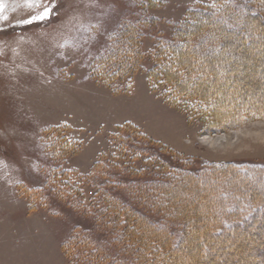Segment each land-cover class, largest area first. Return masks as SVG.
I'll return each mask as SVG.
<instances>
[{
    "label": "rangeland",
    "instance_id": "1",
    "mask_svg": "<svg viewBox=\"0 0 264 264\" xmlns=\"http://www.w3.org/2000/svg\"><path fill=\"white\" fill-rule=\"evenodd\" d=\"M147 1L153 3L147 7L145 13L156 21L143 31L142 49L147 54L142 60L143 68L122 82L115 81L111 87L118 88V91H112L101 80L90 77L91 64L105 51L110 36L123 19L135 14L136 4H147ZM183 1L185 0L180 4L177 0H32L33 4L39 6L28 7L26 0H2L4 8L0 15H6L8 19L0 20V264L5 262V258L9 264L27 263L20 261L18 254L26 252L29 244L25 241L26 238L15 236L19 231L24 234L23 230H28L31 226L24 223V218L37 217L56 227L50 236V242L51 238L54 242L59 239L64 264L70 263L63 254L61 244L74 227L84 229L96 240L100 237L93 229L91 217L98 208L96 202L99 194L94 196V188L74 174L71 176L70 186L63 187L65 192H69V199L82 202L84 210L91 213L88 216L62 202L58 195L50 191L48 184V170L53 166V162L41 144L40 137L44 129L55 125L68 126V130L64 132L69 139L81 144L79 151L86 140L99 137L96 136L98 133L86 129L78 130L66 123L44 125L49 118L62 116L64 113L66 105L56 97V93L63 95L58 82L60 78L66 79L65 81L72 78L69 73L79 75L87 70L86 78L104 86L114 96L134 93V78L142 73L149 91L166 105L165 111L156 112L145 124L148 132L131 121H125L103 133L96 139L100 150L88 171L97 160L103 164L117 161L116 169L122 172L134 168L152 175L161 167V159H170L169 154L160 153L159 150L163 148L165 152L173 149L193 159L190 167L192 171L199 170L202 162L240 166L239 175L248 180L241 178L245 185H240L239 178L236 177L232 178L230 183H239L237 190L246 198L250 196L249 191H258L261 200L264 199V175L259 181L254 170L244 175L240 173L244 172L242 170L247 164L264 162V117L252 116L239 121V107L244 105V102L236 99L235 105L239 107L232 109L233 112L229 115L221 117L219 122L211 121L200 115L196 110L197 105L193 112L187 109L188 102L186 106L172 105L169 101L171 89L166 85L148 83V55L156 44V39L168 40L173 33V23L180 21L188 8L196 3L210 2L197 0L183 11ZM109 5H114V9L109 8ZM45 6H54L48 19L27 25L16 23L18 20L39 14ZM180 10L183 11L182 15L177 14ZM253 32L250 34H254ZM240 44L238 39H230L220 52H214L213 68L206 71V75L216 79L215 85L211 87L212 93L217 94L218 89H225L227 93L218 100L217 112L228 110L232 105L229 96L241 94L243 89L248 90L251 80L261 78L264 74L251 71L254 66L256 69L264 67L261 54L264 52V44L258 43L248 48ZM254 49L256 51L253 53ZM200 61L203 63L200 58L196 63ZM254 92L257 94V91ZM243 96L248 98L249 94ZM261 99H252L251 103ZM126 122H131L137 127L148 145L153 148L152 151L141 145L120 147L122 142L116 141L113 136L117 132L116 127ZM99 133L102 134L101 131ZM201 138L208 141L216 139L218 143L210 145ZM79 151L67 156L62 167L85 174L88 171L80 172L70 164ZM119 156H126L125 161H120ZM128 174L122 173L124 181L128 180ZM29 187H36L40 192L35 195L30 192L29 196ZM223 187L224 185L222 189ZM225 199L231 202L230 198ZM30 205L33 210L29 209ZM250 226L255 228L254 223ZM256 231L261 235L259 228ZM242 239L247 240L249 247L245 249L242 259L235 258L236 254L232 252L236 250V243ZM253 245L257 246V252L252 250ZM261 249H264L262 237L230 234L208 253L202 252V256L207 260L206 264H213L208 261L213 258L228 259L225 264H248V261L262 257L258 253Z\"/></svg>",
    "mask_w": 264,
    "mask_h": 264
},
{
    "label": "trees",
    "instance_id": "2",
    "mask_svg": "<svg viewBox=\"0 0 264 264\" xmlns=\"http://www.w3.org/2000/svg\"><path fill=\"white\" fill-rule=\"evenodd\" d=\"M152 3L136 4L135 14L123 19L110 36L105 51L93 60L91 78L118 91L111 87L115 81L122 82L143 68L142 60L147 55L142 49L143 31L156 21L145 13ZM251 31L254 34L251 35ZM234 38L245 48L264 44V0H210L194 4L180 21L173 23V33L168 40L156 39L148 55V83L166 85L171 89L172 105L179 107L188 102L187 109L191 112L197 105L200 115L211 121L219 122L221 117L239 107L235 105L236 99L244 102L239 107V121L252 116L264 117V74L252 79L248 90L229 96L232 105L228 110L217 112L218 100L227 93L225 89L212 93L216 79L206 75V71L213 68L214 52H220ZM261 54L264 58V52ZM198 58L203 63H196ZM251 71L264 73V67L256 69L254 66ZM246 93L248 98L243 96ZM258 97L262 99L252 104V99ZM68 128L66 125L49 126L41 133L42 147L53 162L48 170L50 191L76 211L90 216L82 202L69 199V192L63 187L70 186L72 174L91 185L96 191L94 196L99 194L98 208L91 217L94 231L100 234L96 240L84 229L74 227L61 244L70 264H206L202 252L208 253L230 234H250L264 239V199L261 200L258 191H249L250 196L246 198L237 190V184L245 185L238 173L240 166L202 162L199 170L192 171L191 157L173 149L164 152L161 148L159 152L169 154L171 160L161 159V167L152 175L134 168L122 172L116 169L117 161L103 164L100 160L95 161L87 173L79 174L75 169L62 167L64 159L81 147L79 142L66 136L64 131ZM116 128L113 137L122 142L120 147L141 145L153 150L133 123L126 122ZM125 157L119 156V160L123 162ZM252 170L261 181L264 162L247 164L240 173L244 175ZM122 173H129L128 180H123ZM236 177L239 183H230ZM35 188L29 187V196L40 192ZM29 209L33 210L31 205ZM235 247L232 253L242 259L249 245L242 239ZM256 247L251 248L256 251ZM258 253L262 257L248 264H264V249ZM208 261L225 264L228 259Z\"/></svg>",
    "mask_w": 264,
    "mask_h": 264
},
{
    "label": "crops",
    "instance_id": "3",
    "mask_svg": "<svg viewBox=\"0 0 264 264\" xmlns=\"http://www.w3.org/2000/svg\"><path fill=\"white\" fill-rule=\"evenodd\" d=\"M163 1L168 2L169 0ZM177 1L180 4L182 2V0ZM195 1L197 0L183 1L185 3L183 11ZM183 11L180 10L177 14L182 15ZM87 72L85 70L79 75L69 73L72 78H68L67 81L60 78L59 89L61 88L63 95L59 96L56 93V97L66 105V108L62 116L49 118L44 123V125L66 123L78 130L86 129L98 133L96 136L99 137L86 140L82 149L71 160L72 167L83 173L88 171L89 166L96 158L100 150L96 139L98 140L103 133L110 131L114 125L125 121H131L148 132V127L145 124L152 118V115L166 110V105L149 91L142 73L134 78V93L114 96L104 86L86 78ZM100 131L102 134L99 133ZM96 136L94 135V137ZM24 223L32 227L29 226L28 230H23L24 234H21V231L15 234V236L26 238L25 241L29 244L26 252L18 254L19 260L27 262L25 264H64L59 249V239L54 242V239L51 238L50 242V236L56 227L37 217L24 218ZM1 263L9 264L6 262V258L5 262Z\"/></svg>",
    "mask_w": 264,
    "mask_h": 264
},
{
    "label": "snow or ice",
    "instance_id": "4",
    "mask_svg": "<svg viewBox=\"0 0 264 264\" xmlns=\"http://www.w3.org/2000/svg\"><path fill=\"white\" fill-rule=\"evenodd\" d=\"M158 2V0H157ZM27 6L28 7H38L39 5H35L32 3V0H26ZM54 7V6H53ZM53 7H49V6H45L43 8V11L40 12L37 15H33L31 16L29 19H23V20H18L16 23L18 24H32L34 21H44L46 19H48L50 17V15L53 12ZM114 5H109V8H113L114 9ZM4 5L2 3V0H0V12L3 11ZM8 17L6 15H0V20H7Z\"/></svg>",
    "mask_w": 264,
    "mask_h": 264
},
{
    "label": "bare ground",
    "instance_id": "5",
    "mask_svg": "<svg viewBox=\"0 0 264 264\" xmlns=\"http://www.w3.org/2000/svg\"><path fill=\"white\" fill-rule=\"evenodd\" d=\"M201 139H203V142L208 143L210 145H214V144L218 143V140H216V139H212L210 141L206 140V138H201Z\"/></svg>",
    "mask_w": 264,
    "mask_h": 264
}]
</instances>
